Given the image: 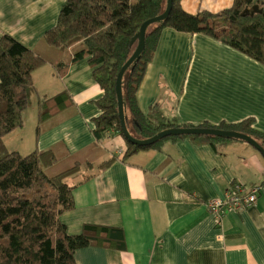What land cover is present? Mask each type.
Masks as SVG:
<instances>
[{
  "label": "crops",
  "instance_id": "obj_1",
  "mask_svg": "<svg viewBox=\"0 0 264 264\" xmlns=\"http://www.w3.org/2000/svg\"><path fill=\"white\" fill-rule=\"evenodd\" d=\"M64 1L0 0V33L45 59L33 73L23 125L3 142L22 155L51 149L63 164H81L67 180L76 184L74 207L60 216L69 234L80 233L84 224L123 231L124 249L89 245L75 251V264H264V188L251 206L227 211L219 224L205 206L234 182L246 187L261 183V154L244 142L215 150L183 138L120 160L126 150L120 135L101 141L92 135V119L99 113L94 101L103 91L87 58L70 61L77 43L60 51L43 40ZM232 1L181 0V6L189 13H215ZM59 61L69 62L62 76L54 73ZM63 90L66 105L43 121L37 133L38 102ZM136 98L143 113L157 104L182 123L253 118V126L264 132V67L203 34L164 28ZM112 157L108 166L98 168Z\"/></svg>",
  "mask_w": 264,
  "mask_h": 264
},
{
  "label": "trees",
  "instance_id": "obj_2",
  "mask_svg": "<svg viewBox=\"0 0 264 264\" xmlns=\"http://www.w3.org/2000/svg\"><path fill=\"white\" fill-rule=\"evenodd\" d=\"M166 4L167 0H65L56 24L43 35L48 46L60 51L77 43L71 62L87 58L93 79L103 91L94 101L99 113L92 119V135L97 141L120 135L126 143L120 157L122 161L140 150L158 149L167 140L189 138L196 143L209 144L215 150L229 142H243L217 136L186 135L138 146L123 136L116 76L134 51L136 42L132 40L141 24L161 14ZM164 28L206 35L264 67V0H233L230 7L215 13L207 10L189 13L182 8L181 0H172L167 17L148 26L143 51L127 68L121 83L125 125L137 139L149 138L167 128L206 127L244 133L264 149V132L253 126V118L190 124L180 122L176 116L165 115L157 104L151 105L147 113L139 109L137 90ZM44 63L45 59L34 50L9 34L0 33V264H75V251L89 245L114 244L118 249L125 248L120 228L84 224L80 233L69 234L61 222V214L74 207L76 184L67 180L79 172L80 163L49 175L46 168L57 161L51 149L22 155L5 147L3 137L23 125L27 94L33 88V73ZM68 64L56 62L54 73L64 75ZM64 97L66 90L38 102L37 133L43 121L66 105ZM114 160L112 157L98 168H105Z\"/></svg>",
  "mask_w": 264,
  "mask_h": 264
},
{
  "label": "water",
  "instance_id": "obj_3",
  "mask_svg": "<svg viewBox=\"0 0 264 264\" xmlns=\"http://www.w3.org/2000/svg\"><path fill=\"white\" fill-rule=\"evenodd\" d=\"M172 6V0H167L165 10L159 14L158 16L149 18L145 20L141 26L137 34L134 36L132 42H136L135 48L131 56L127 59V61L121 66L120 70L117 73L116 81H115V91L117 98V107H118V115L120 119V127L123 136L132 144L138 146H149L163 138L171 137V136H186V135H205V136H217L222 138H232L236 140H241L250 146H252L255 150H257L264 159V149L257 143L255 139L252 137L236 131L231 130H222L217 128H206V127H173L164 129L155 135L145 138V139H137L130 135L129 131L125 125L124 118V107H123V98H122V77L127 68L139 58L141 52L143 51L145 44V34L148 26L160 22L164 20Z\"/></svg>",
  "mask_w": 264,
  "mask_h": 264
},
{
  "label": "built area",
  "instance_id": "obj_4",
  "mask_svg": "<svg viewBox=\"0 0 264 264\" xmlns=\"http://www.w3.org/2000/svg\"><path fill=\"white\" fill-rule=\"evenodd\" d=\"M262 188H264V182L249 187L235 183L224 190L222 197L209 199L205 206L213 214L216 224H219L227 211H237L251 206Z\"/></svg>",
  "mask_w": 264,
  "mask_h": 264
},
{
  "label": "rangeland",
  "instance_id": "obj_5",
  "mask_svg": "<svg viewBox=\"0 0 264 264\" xmlns=\"http://www.w3.org/2000/svg\"><path fill=\"white\" fill-rule=\"evenodd\" d=\"M33 88H34V87H33ZM31 91H32V90H31ZM30 101H31V100H30ZM28 105H30L29 100H28ZM27 108H28V106H27ZM27 108H26V109H27ZM29 108H30L29 110H32V105H31ZM27 124H28V123H27ZM13 144H14V143H13ZM57 159H58V158H57ZM67 167H69V166H67L66 163L63 164V160H62V159H58V160L56 161L55 164H53L52 166L46 168L45 172H46L47 174H49V175H54L55 173L60 172V171H62L63 169H66ZM70 167H71V166H70Z\"/></svg>",
  "mask_w": 264,
  "mask_h": 264
}]
</instances>
